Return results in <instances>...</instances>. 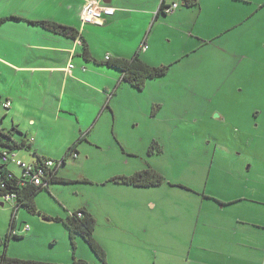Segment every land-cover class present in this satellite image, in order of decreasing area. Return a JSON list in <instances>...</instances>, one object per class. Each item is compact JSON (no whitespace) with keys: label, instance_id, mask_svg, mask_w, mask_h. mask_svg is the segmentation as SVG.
<instances>
[{"label":"rangeland","instance_id":"obj_1","mask_svg":"<svg viewBox=\"0 0 264 264\" xmlns=\"http://www.w3.org/2000/svg\"><path fill=\"white\" fill-rule=\"evenodd\" d=\"M251 24L254 28L247 27L241 34L233 29L228 37L230 32L217 36L214 45H200L188 60L170 67L169 76L148 81L142 91L124 82L120 84L118 78L110 93L102 90L111 111L97 125L92 123L90 142L80 149L84 164L72 154L61 170V177L73 181L52 185L50 193L44 191L36 197L38 210L46 214L31 213L26 208L16 210L13 202L0 195V256L53 264H72L74 257L88 264H153L155 249L148 245V237L141 236V228L129 226V222L122 225L109 221L106 214L113 209L118 193L113 186L105 187L104 181L133 166L139 171L157 168L175 186L163 185L130 198L131 205L137 207L157 205L148 219L158 224L164 221L160 215L163 205L183 208L190 202L182 197L184 189L177 185L206 191L208 197L244 195L264 203V22L259 24L260 31H256L255 22ZM12 82L20 83L0 69V93L6 95ZM53 92L51 87L38 86L25 105L33 102L39 115L43 113L41 107L48 112L47 140L35 149L59 164L69 153V133L64 123L57 124L59 116L55 110L43 103L45 96ZM12 110L0 109L1 126L5 129H13L9 116ZM24 113L28 115L31 110L27 108ZM20 122V131H26L27 122ZM38 128L44 130L39 122ZM153 140L158 143V151L149 158L145 150ZM14 155L15 161L31 164L23 158H31L26 151H16ZM143 157H147L146 162ZM252 157L255 160L248 171ZM123 160L133 166L123 168ZM9 167L19 178L24 176L23 168L14 163ZM193 167L198 171H192ZM209 171L212 176L207 184ZM79 177H84V182L77 181ZM83 206L97 222L94 236L105 250V262L85 240L72 239L65 226L55 221L57 211L67 218L68 209L74 211ZM48 217L54 221H48ZM13 220L20 238L6 241ZM25 227L30 231H24Z\"/></svg>","mask_w":264,"mask_h":264},{"label":"crops","instance_id":"obj_2","mask_svg":"<svg viewBox=\"0 0 264 264\" xmlns=\"http://www.w3.org/2000/svg\"><path fill=\"white\" fill-rule=\"evenodd\" d=\"M89 2L112 7L116 14L104 18L102 25L84 26L82 13ZM174 4H178L177 10L166 14V8ZM37 21L71 28L79 32L81 38L75 40L72 36L29 23ZM251 22H255L256 31H260L259 24L264 22V0H197L191 7L184 5L183 0H0V69L20 81L19 84L12 82L6 95L0 93V97L5 98L3 105L11 103L8 110L13 109L9 115L13 127L20 130V121L27 122L26 131L21 132H26L33 152L26 151L31 158L25 155L23 158L30 161V165L37 164L40 158L51 160L35 149L41 141L47 140L48 112L41 107L39 110L43 113L39 115L33 102L25 105L38 86L54 89L52 95L45 96L43 103L55 110L59 126L62 123L67 126L66 143L69 150H73L71 155L78 156L83 165L80 149L90 142L93 126L111 111L102 90L110 93L117 78L120 84L127 83L123 80V72L110 66L109 61H132L140 57L152 67L175 68L198 52L200 45H214L217 36L233 29L241 34L247 27L254 28ZM167 76L169 73L163 77ZM27 108L31 113L25 115ZM18 116L24 119L19 120ZM38 122L44 130L38 128ZM70 156L64 157L62 164L55 165L56 180L50 183L49 190L52 185L73 181L59 175ZM130 165L129 160L120 161L123 168ZM156 170L165 178L158 187L173 185L164 173ZM138 172L133 166L113 178L131 177ZM12 173L18 175L15 171ZM210 173L207 184L212 176ZM113 178L104 181L105 187L113 186L118 193L107 217L117 224L129 222V226L141 228V236L148 237L145 238L148 245L155 249L153 264H264V203L258 198L244 195L208 197L206 191L202 193L188 189V185H177L184 189L182 197L190 202L183 208L163 205L160 215L164 221L158 224L148 219L151 211L158 209L157 205L147 203L137 207L130 203L131 197L152 188L112 183ZM77 181L84 182V177ZM68 210L69 217L71 213L84 211V206ZM40 211L39 215L46 214ZM54 216L55 221L68 218L58 211ZM48 218L54 221L53 217Z\"/></svg>","mask_w":264,"mask_h":264},{"label":"trees","instance_id":"obj_3","mask_svg":"<svg viewBox=\"0 0 264 264\" xmlns=\"http://www.w3.org/2000/svg\"><path fill=\"white\" fill-rule=\"evenodd\" d=\"M186 6H195L197 0H183ZM32 25L39 26L46 30L60 33L66 36H72L75 40L81 38V35L76 30L61 26L56 23L37 21L29 22ZM108 64L121 72H123V80L127 82L132 88L142 91L148 81L155 80L165 76L169 70V67H152L145 63L140 57H136L132 61L128 60H111ZM4 107L2 98L0 97V109ZM17 133V135L15 134ZM16 151L33 152L32 145L28 136L21 132L18 127L13 129H5L1 126L0 120V195L4 196L11 194L15 195V209L20 210L22 208L28 209L31 213H38L36 205V197L42 192H49V185L52 181L56 180V168L55 163L46 158H40L37 164H34V172L27 173L24 171V176L19 178L10 171V165L3 162V152H7L11 155ZM73 150H69L68 156L71 155ZM36 155V154H35ZM52 162L53 166L48 167V163ZM63 162V161H62ZM61 162V164H62ZM55 167L54 169H52ZM45 169V177L43 178V184L36 185L34 178L38 169ZM165 178L159 173L148 169L145 172H138L131 177H117L113 178L112 183H121L126 185H132L141 188H155L163 184ZM81 215V216H80ZM62 222L66 227L70 237L72 239L81 237L91 247L92 251L98 256V258L105 262L106 253L105 250L95 240L97 222L92 215L86 210L72 213L66 220H58ZM16 220H13V224L9 235L6 237L8 241L11 237L20 238L16 233ZM1 243V241H0ZM72 264H88L84 260H77L74 257ZM0 264H53L48 262H35V261H21L18 259L8 258L7 256H0Z\"/></svg>","mask_w":264,"mask_h":264},{"label":"built area","instance_id":"obj_4","mask_svg":"<svg viewBox=\"0 0 264 264\" xmlns=\"http://www.w3.org/2000/svg\"><path fill=\"white\" fill-rule=\"evenodd\" d=\"M178 4H174L172 7L166 8V14H173L177 8ZM116 14V10L112 7L105 6V5H100L99 3L96 2H89V4L84 8L83 13H82V23L84 26L87 25H102V22L104 18L106 17H113ZM148 47H146L147 49ZM107 60H110L108 57ZM74 65L70 66V69H73ZM4 107L6 109H9L11 107V103L7 102L4 104ZM14 155V154H13ZM11 155L7 152H3V162L6 164L14 163L17 166L23 168L24 171L27 173L34 172V166L33 165H27L24 162L21 161H15L16 156ZM48 167H52L53 163L49 162ZM45 169H38L37 173L35 174V184L36 185H41L43 184V178L45 177ZM15 195L8 194L3 197L7 202H13L15 201ZM15 205V204H14ZM81 216V215H80ZM24 231H30L29 227H25Z\"/></svg>","mask_w":264,"mask_h":264},{"label":"flooded vegetation","instance_id":"obj_5","mask_svg":"<svg viewBox=\"0 0 264 264\" xmlns=\"http://www.w3.org/2000/svg\"><path fill=\"white\" fill-rule=\"evenodd\" d=\"M158 143L154 140V142L151 144V146H150V148H149V150H147L146 151V156H149V158L150 157H153V156H155L156 154H155V150H157L158 151ZM149 151V152H148ZM148 152V153H147ZM160 155H162V153L160 154ZM144 158V157H143ZM147 158V157H146ZM142 159V158H141ZM145 162H146V160H144ZM150 169L151 170H153V171H155V172H157V173H159L157 170H156V168H153V167H150ZM148 169H146V170H143V171H140V172H145V171H147ZM192 170H194V171H198V168H196V167H193L192 168ZM160 174V173H159ZM160 175H162V174H160Z\"/></svg>","mask_w":264,"mask_h":264},{"label":"snow or ice","instance_id":"obj_6","mask_svg":"<svg viewBox=\"0 0 264 264\" xmlns=\"http://www.w3.org/2000/svg\"><path fill=\"white\" fill-rule=\"evenodd\" d=\"M240 91L243 92V91H244V88L241 87V88H240ZM258 114H259V113H257V115H258ZM256 127H259V125H256ZM253 160H255V157H252V158L248 161V164H247V170H248V171H251V170H252Z\"/></svg>","mask_w":264,"mask_h":264}]
</instances>
